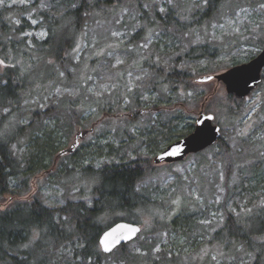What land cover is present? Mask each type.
Masks as SVG:
<instances>
[{
	"label": "trees",
	"instance_id": "1",
	"mask_svg": "<svg viewBox=\"0 0 264 264\" xmlns=\"http://www.w3.org/2000/svg\"><path fill=\"white\" fill-rule=\"evenodd\" d=\"M50 1L54 3L53 6L49 11L41 13L46 19L47 35L41 41L33 39L32 47H28L24 40L14 42L9 37L17 36L30 27L23 18L18 27L8 23L13 18L19 19L22 9L0 6V58L8 60L4 61L7 66L0 72V85L4 89L0 93V203L7 195H27L31 179L39 173L50 171L57 161L66 169L56 175L58 179L62 175H73L77 167L81 170L78 174L90 181V190L87 194L86 183L80 180L82 184H76L79 187V199L76 201L67 199L58 207H48L43 200L35 198L33 201H16L1 210L0 264H102L105 255L98 245L101 233L118 221L138 224L132 217L134 211L139 207L149 209L153 205L149 195H144L138 189L142 179L153 167L150 158L143 156L142 151L145 149L157 155L163 151L159 145L167 146L192 132L194 124L191 121L194 117L182 108L190 100L200 101L205 94L193 86L192 70L197 73L213 71L209 66L222 54L224 48L204 43L190 45L181 52L175 41L179 34L194 25L200 26L214 19L225 0H208V4L192 10L188 18L171 5L164 7L163 15L154 11L149 27L161 29L163 47L160 49L161 44H156L155 48L161 65L145 64L142 67V70L149 73V86L143 88L142 93L139 90L130 93L126 88L115 87V91L101 105L96 104L98 112L104 111L113 116L121 112L127 98L130 102L124 110L129 116L121 117L127 118L128 125L143 120L145 127L139 131V135L134 136H130L126 130L127 137L122 136L111 142L108 140L99 151L93 148L92 151L81 153L80 149H76L63 157L59 153L64 151V144L69 141L73 127L81 126L80 118L86 106L83 100L64 98L58 104L50 103L45 109L32 112L24 102L32 97L36 87L43 89L47 85L51 86L57 79L58 71L68 73V66L74 65L71 54L87 14L91 11V4L88 0ZM113 1L105 0V3ZM74 2L78 3L76 7L72 5ZM143 32V29L138 30L131 41L138 40ZM19 45L23 49H18ZM36 54L40 56V70L43 73L40 80H33L34 70L26 68L27 64H33ZM18 60L23 64L18 63ZM165 60L166 63L162 64ZM200 62L207 64L205 70L201 69ZM111 64L112 60H106L103 69L113 76L111 82L117 83L121 78L116 76V71L123 66L114 69ZM229 98L235 104L228 107L231 122L242 117L244 108L241 101L231 96ZM144 108L148 109L142 110ZM140 111L144 113L139 114ZM153 115L157 117L153 118ZM181 125L185 129L176 138L175 130ZM132 140L136 142L133 147L130 145ZM216 144L229 157L228 143L220 138ZM14 145L18 148L25 146L22 156L16 155ZM92 152L94 155L90 156ZM97 156L106 157L108 162L104 161L97 168L90 165L79 167L80 161L101 158ZM227 164L225 175L231 170L230 157ZM69 166L71 168L68 169ZM225 180L224 220L208 243L218 246L225 254L238 250L245 253L248 264H264V207L243 213V209L233 204L245 200L247 204L244 209L253 207L259 199L258 190L262 183L258 177H249L242 179L237 186L229 187L230 176ZM72 184V181L66 184L67 191L75 186ZM229 204H233L232 209L226 210ZM118 214L125 216L118 217ZM126 216L134 221H129ZM194 222L193 214L182 213L173 224L182 227ZM34 232L39 233L40 239L25 247ZM127 245L115 250L122 255L119 261L139 263L138 256L127 253ZM153 264H157L156 261Z\"/></svg>",
	"mask_w": 264,
	"mask_h": 264
},
{
	"label": "rangeland",
	"instance_id": "2",
	"mask_svg": "<svg viewBox=\"0 0 264 264\" xmlns=\"http://www.w3.org/2000/svg\"><path fill=\"white\" fill-rule=\"evenodd\" d=\"M88 2L91 4V11L87 14L81 35L71 54L74 65L68 66V73L58 71L57 79L51 86L47 85L43 89L36 87L32 97L24 102L32 112L35 109H45L50 103L58 104L64 98L83 100L86 106L80 118L81 126L73 127L69 141L64 144V150L69 149L75 136L81 133L83 136L74 149H80L81 153L93 148L99 151L108 140L111 142L122 136L127 137L126 130L130 136L139 135V131L145 127L143 120L128 125L127 118L121 117L129 116L124 110L130 102L127 98L122 104L121 112L113 116L104 111L98 112L96 104L101 105L115 91V87L126 88L130 93L136 90L142 93L143 88L149 86V73L142 70V67L145 64L161 65L155 48L156 44H161L160 49L163 47L161 29L149 27L154 18V11L162 14L161 9L171 5L188 18L192 10L205 4L204 0H114L109 4H106L105 0ZM53 4L50 0H0V6L22 9L20 18H13L8 22L10 25L18 27L23 18L30 26L17 36H9L10 39L14 42L24 40L28 47H32L33 39H45L47 23L41 13L49 11ZM262 5L264 0H225L214 19L203 22L200 26L194 25L190 30L179 34L175 41L181 52L190 45L204 43L224 47L222 54L209 66L213 71L197 73L192 70L193 86L205 94L198 102L190 100L182 109L194 117L191 121L193 124L202 104L205 113L214 115V123L221 128V138L230 147L231 170L225 175L228 153L221 150L217 144L188 156L181 163L159 166L152 163L156 153L151 154L143 148L142 155L150 158L153 167L142 179L138 189L144 195H149L153 205L149 209L139 207L132 216L142 227V231L127 245V253L138 256L140 262L137 264H153L155 261L157 264H167L170 260V264H248V256L245 253L238 250L225 254L218 246L210 245L208 241L224 220L226 177L230 176L229 187L237 186L244 178L258 177L262 187L258 190L260 196L253 207L244 209L247 204L245 200L233 204L243 209V213L264 207V71L260 86L241 101L244 108L242 117L231 122L228 107L235 104L226 94L224 86L216 81L198 83L197 80L247 63L260 53L264 48V45H261L264 43ZM65 22L66 20L63 21ZM140 29L144 31L143 36L132 42V36ZM21 46L17 48L23 49ZM33 58V64H27L26 68L34 70L33 80H40L43 78L40 56L36 54ZM168 59L167 57V61ZM106 60H112L114 69L123 66L116 71V76L121 78L119 82H111L113 76L104 71ZM0 61L8 62L4 58H0ZM5 62L0 64V72L7 66ZM18 63L22 62L18 60ZM165 63L166 60L162 64ZM200 65L204 70L207 67L205 62H200ZM146 109L148 108L142 110ZM169 109L172 108L167 110ZM156 117L153 115V118ZM184 129V125L179 126L175 130V137L180 136ZM135 143V140H132L131 147ZM159 147L164 150L166 146L161 144ZM24 149L25 146L18 148L14 145L18 157L22 156ZM93 155L92 152L90 156ZM97 157L101 158L80 161L79 167L90 165L97 168L103 165L104 161L108 162L106 157ZM66 159L64 160L67 161ZM64 170L66 169L57 161L50 171L39 173L31 179L27 195H7L0 203V211L16 201H33L35 198L43 200L48 207H58L67 199L76 201L79 199L77 185L82 184L80 180L86 183V192L89 193L90 181L78 174L80 169L75 167L73 175H62L58 179L56 175ZM70 181L75 186L72 184L74 187L67 191L66 184H70ZM233 204H229L226 210H231ZM182 213L193 214L195 222L182 227L179 224L174 225L173 222ZM125 218L134 221L129 216ZM120 257L122 255L117 250L105 255L101 262L128 264L124 260L119 261Z\"/></svg>",
	"mask_w": 264,
	"mask_h": 264
},
{
	"label": "water",
	"instance_id": "3",
	"mask_svg": "<svg viewBox=\"0 0 264 264\" xmlns=\"http://www.w3.org/2000/svg\"><path fill=\"white\" fill-rule=\"evenodd\" d=\"M263 71L264 48L260 51V53H258L257 56L249 60L247 63L233 66L217 75L200 77L197 82L208 83L211 81H216L217 83H221L224 86L225 92L228 96H231L235 100L242 101L261 84ZM209 77H211V79H209ZM143 113L144 111L139 112V114ZM209 117H211V119H209ZM82 136L83 135L81 133H78L75 136L74 143L70 146V148L59 153V156L72 153L77 147ZM220 138V126L214 123V115L205 113L204 104H202L201 109L195 119L193 131L187 136L168 144L162 152L153 158L152 163L155 166L181 163L185 161L188 156L198 154L212 147L220 140ZM131 228L139 229V231L136 233H130L129 229ZM113 230H115V232H113ZM141 231L142 227L139 224L118 221L101 233L98 238L99 249L102 254L109 255L118 247L133 242L140 235ZM107 232H113V236L110 237V240L119 241L115 244V247L111 253H105L99 244V240ZM122 237L130 238L123 239Z\"/></svg>",
	"mask_w": 264,
	"mask_h": 264
},
{
	"label": "snow or ice",
	"instance_id": "4",
	"mask_svg": "<svg viewBox=\"0 0 264 264\" xmlns=\"http://www.w3.org/2000/svg\"><path fill=\"white\" fill-rule=\"evenodd\" d=\"M169 2H171V0H169ZM204 3L208 4V0H204ZM73 7H76V4H73ZM262 7H264V5H262ZM161 11L163 12V9H161ZM33 23L35 24L36 21L34 20ZM3 63H4L3 61H0V64H3ZM209 79H211V77H209ZM3 90H4L3 86L0 85V93H2ZM209 119H211V117H209ZM138 231L139 229H136V228L129 229L130 233H136ZM113 232H115V230H113ZM113 232L105 233L104 236L99 240V244L105 253H111L113 251V248L115 247V244L119 242L118 240L116 241L110 240V237L113 236ZM122 238L129 239L130 237H122ZM39 239H40L39 233L34 232L31 240L29 241V244H26L25 247H28L30 244L37 242Z\"/></svg>",
	"mask_w": 264,
	"mask_h": 264
}]
</instances>
